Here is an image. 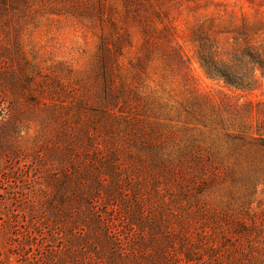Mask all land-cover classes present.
Segmentation results:
<instances>
[{"label": "rangeland", "instance_id": "rangeland-1", "mask_svg": "<svg viewBox=\"0 0 264 264\" xmlns=\"http://www.w3.org/2000/svg\"><path fill=\"white\" fill-rule=\"evenodd\" d=\"M241 138L264 0H0V264H264Z\"/></svg>", "mask_w": 264, "mask_h": 264}, {"label": "trees", "instance_id": "trees-1", "mask_svg": "<svg viewBox=\"0 0 264 264\" xmlns=\"http://www.w3.org/2000/svg\"><path fill=\"white\" fill-rule=\"evenodd\" d=\"M240 140L242 141L240 147L246 149L247 153L250 152V153H253L255 155L257 154V160L258 159L260 160L261 154H264V142L262 140H258L256 138H252V139L241 138ZM247 162H249V161L247 160ZM250 163H255V162H250ZM262 164L263 163H259L260 166H263L262 169L260 168L261 170L255 164H251V166H250L252 171H254V175H253L254 177L249 175L248 181H250V183L255 188H257L261 184H264V175H263L264 174V165H262ZM235 174H236V170H235V168H232V167H227L223 171H221L219 169H214L212 171V174H211L213 176L212 177L213 178L212 181L219 182L222 179L223 175L226 176L225 178H232V177L235 176ZM250 209L251 208L248 207V210L246 211L247 212L246 215H244L240 219L242 221V223H243V225H242L243 227H245V225L249 224L248 223L249 222V219H248L249 215L248 214L250 212ZM211 220L214 221L212 226L213 227L217 226V227H215L214 230H216V228H219L218 227V226H220L219 223L215 222L216 220H218V218L217 217H216V219L212 218ZM250 224H251V222H250ZM249 228L245 229V231H246L245 234L247 236H248V234H252L251 231L249 230ZM211 239H213V238H211ZM211 247H214V245H211ZM249 252L251 254L254 253V247L251 244H250V247H249Z\"/></svg>", "mask_w": 264, "mask_h": 264}]
</instances>
